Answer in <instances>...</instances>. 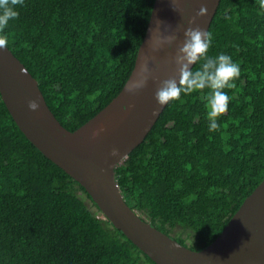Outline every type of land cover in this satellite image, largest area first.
<instances>
[{
	"label": "trees",
	"instance_id": "obj_1",
	"mask_svg": "<svg viewBox=\"0 0 264 264\" xmlns=\"http://www.w3.org/2000/svg\"><path fill=\"white\" fill-rule=\"evenodd\" d=\"M153 1L16 6L6 49L62 128L74 131L121 90ZM207 31L208 56L230 55L241 69L237 87L225 90L231 99L220 129L208 131L207 89L182 95L114 169L126 206L193 252L219 236L264 178V11L257 0H219ZM0 264H155L23 136L1 99Z\"/></svg>",
	"mask_w": 264,
	"mask_h": 264
},
{
	"label": "water",
	"instance_id": "obj_2",
	"mask_svg": "<svg viewBox=\"0 0 264 264\" xmlns=\"http://www.w3.org/2000/svg\"><path fill=\"white\" fill-rule=\"evenodd\" d=\"M219 0H154L133 68L118 94L92 118L72 132L62 128L45 105L35 80L6 49H0V99L23 136L50 162L78 183L103 217L155 264H264V178L244 199L219 236L199 252L157 231L124 203L114 169L144 139L164 107L154 99L161 81L177 73V46L188 27L207 31ZM205 17H194L200 7ZM157 29L159 31L157 32ZM176 34L171 46L153 49L158 35ZM148 61L147 85L128 88ZM159 65V66H157ZM178 79V77H177ZM37 100L38 111L28 102ZM100 134L93 138V133ZM120 155L111 157L113 148Z\"/></svg>",
	"mask_w": 264,
	"mask_h": 264
},
{
	"label": "clouds",
	"instance_id": "obj_3",
	"mask_svg": "<svg viewBox=\"0 0 264 264\" xmlns=\"http://www.w3.org/2000/svg\"><path fill=\"white\" fill-rule=\"evenodd\" d=\"M259 8L264 11V0H257ZM24 0H0V49L7 47V38L5 29L9 22L17 19L19 16L16 6H22ZM208 14L206 6L202 5L196 12V15L188 19V24L196 23L197 18L205 17ZM159 29H157V32ZM178 37L176 34L167 36L158 35L153 44L154 50H159L164 44L171 46ZM212 34L203 28L188 27L184 31V39L177 46L174 62L177 66L176 75L160 82L156 90L154 99L158 107L162 108L171 101H176L182 95H191L195 92H201L207 89L206 99V120L208 123V131L216 132L221 125L218 123L228 111V105L231 97L225 91L226 89H235L237 86L235 80L240 77L241 69L237 62L227 54H218L214 57L208 56L211 46ZM199 63V67L194 69V65ZM159 66V65H157ZM150 69L148 61L141 66L139 78L128 88L130 93H134L147 85L150 77ZM178 77V79H177ZM39 102L30 100L28 108L30 111L39 110ZM100 129L94 132L93 138L100 134ZM120 155L118 148H113L110 156L115 158Z\"/></svg>",
	"mask_w": 264,
	"mask_h": 264
},
{
	"label": "rangeland",
	"instance_id": "obj_4",
	"mask_svg": "<svg viewBox=\"0 0 264 264\" xmlns=\"http://www.w3.org/2000/svg\"><path fill=\"white\" fill-rule=\"evenodd\" d=\"M178 232H179L178 230H173L172 233H171L170 235H171L172 237H175V236H177ZM181 236L184 237L183 234H182Z\"/></svg>",
	"mask_w": 264,
	"mask_h": 264
}]
</instances>
